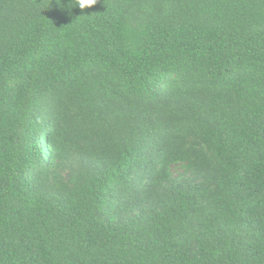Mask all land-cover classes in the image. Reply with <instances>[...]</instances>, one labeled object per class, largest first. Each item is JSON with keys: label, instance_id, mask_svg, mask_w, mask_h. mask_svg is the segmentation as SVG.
<instances>
[{"label": "trees", "instance_id": "1", "mask_svg": "<svg viewBox=\"0 0 264 264\" xmlns=\"http://www.w3.org/2000/svg\"><path fill=\"white\" fill-rule=\"evenodd\" d=\"M72 3L0 0V264H264V0Z\"/></svg>", "mask_w": 264, "mask_h": 264}, {"label": "clouds", "instance_id": "2", "mask_svg": "<svg viewBox=\"0 0 264 264\" xmlns=\"http://www.w3.org/2000/svg\"><path fill=\"white\" fill-rule=\"evenodd\" d=\"M57 4H60V0H56ZM97 3V0H74L71 7H78L80 10L92 7ZM70 7V8H71Z\"/></svg>", "mask_w": 264, "mask_h": 264}]
</instances>
